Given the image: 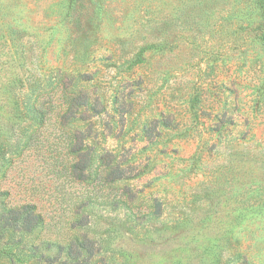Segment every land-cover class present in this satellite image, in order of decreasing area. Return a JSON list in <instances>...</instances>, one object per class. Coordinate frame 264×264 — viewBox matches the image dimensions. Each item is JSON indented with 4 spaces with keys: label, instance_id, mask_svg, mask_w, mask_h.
Returning a JSON list of instances; mask_svg holds the SVG:
<instances>
[{
    "label": "rangeland",
    "instance_id": "obj_1",
    "mask_svg": "<svg viewBox=\"0 0 264 264\" xmlns=\"http://www.w3.org/2000/svg\"><path fill=\"white\" fill-rule=\"evenodd\" d=\"M167 1L0 0V264H264L257 21Z\"/></svg>",
    "mask_w": 264,
    "mask_h": 264
},
{
    "label": "trees",
    "instance_id": "obj_2",
    "mask_svg": "<svg viewBox=\"0 0 264 264\" xmlns=\"http://www.w3.org/2000/svg\"><path fill=\"white\" fill-rule=\"evenodd\" d=\"M236 2L237 11H240L237 20L241 18L239 21H248L249 24H253L255 21H257V24L254 25V30H256L259 41L264 46V0H236ZM167 4H171L172 6V1H167ZM242 11H244L243 14ZM246 15L252 17V19L245 20ZM6 17L7 16L5 15L1 17V24H4L5 21H7ZM255 18L258 20H255ZM239 25L243 26L241 23ZM242 165H244V163ZM262 186L264 187V181L262 182ZM245 210L250 213V215H264V202H260L258 205L250 208H245Z\"/></svg>",
    "mask_w": 264,
    "mask_h": 264
}]
</instances>
